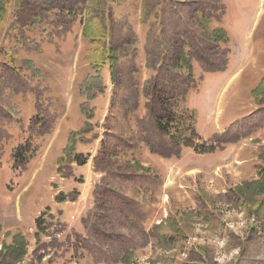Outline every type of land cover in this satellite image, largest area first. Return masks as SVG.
Returning <instances> with one entry per match:
<instances>
[{"label": "rangeland", "instance_id": "1", "mask_svg": "<svg viewBox=\"0 0 264 264\" xmlns=\"http://www.w3.org/2000/svg\"><path fill=\"white\" fill-rule=\"evenodd\" d=\"M142 1L0 0V74L19 71L35 83L24 88L35 96L17 129L0 130V250L16 236L26 241L21 261L5 255L0 264H264V93L257 89L264 76V13L250 43L245 33L223 35L228 42L203 67L208 80L181 50L158 77L142 81L139 68L131 73L132 54L142 51L148 69L160 60L154 21L162 0H145L144 7ZM208 1L198 6L208 3L210 15L196 12L204 31L220 17L219 4ZM141 8L151 21L143 46L134 33ZM90 15L102 20L103 41L118 49L116 83L104 80L108 66L100 85L87 79L95 73L94 46L82 35ZM50 41L64 57L62 63L45 59L58 77L82 49L75 107L65 103L63 118L64 104L45 100L52 97L44 93L43 72ZM181 69L185 79L173 71ZM167 106L185 121L179 145L156 126ZM72 131L74 149L64 155ZM200 144L214 150H194ZM18 145L36 155L13 169ZM37 218L43 233L36 238Z\"/></svg>", "mask_w": 264, "mask_h": 264}, {"label": "crops", "instance_id": "2", "mask_svg": "<svg viewBox=\"0 0 264 264\" xmlns=\"http://www.w3.org/2000/svg\"><path fill=\"white\" fill-rule=\"evenodd\" d=\"M217 4H219L220 9L217 10L219 14L218 23H213L211 26V30L221 29L224 31V34L229 33H239V35H243L245 33L244 41L246 43H250L252 36L254 34V28L256 27L257 19L264 13V0H215ZM144 1H142V5L144 7ZM201 2H210L208 0H162L161 2L156 4V26L157 30L155 31L154 37L156 38V44L154 50H156V55L160 57V60L156 62L155 68H147L148 60H146L145 54L140 51L137 53V56L132 54V58L135 63V68L131 69V73H136V70L140 69V74L144 75L142 81H146L149 77L155 78L158 77V69L159 67L168 65L171 66V58L177 54L179 51L186 52L188 55V66H197L200 71V78L204 81L208 80L209 76L206 70H204V66L207 64H211L213 62L214 57L212 53L214 50L222 51V44L228 42L227 38H223L216 43L210 42L207 36V31L202 30L200 24V18L198 19L197 13L198 11H202L207 16L211 14L209 12L208 3H204L203 8H199L198 4ZM187 5L186 10H181L179 6L185 7ZM234 11L239 12L234 14ZM153 13V12H152ZM135 22L134 33L135 40H138L142 46L147 40V36H151V33L148 35L145 30H150L149 17L146 12H143L141 8L140 11L135 13L134 15ZM230 18V19H228ZM197 19V20H196ZM231 19H233L231 21ZM239 19V21H237ZM247 21L245 22V20ZM231 21V22H230ZM139 24L137 25L136 23ZM246 23V24H245ZM147 24V25H146ZM209 25V24H208ZM232 37V36H230ZM242 37V36H241ZM240 38L237 39V43L241 44L239 41ZM84 40V38H83ZM239 48H242L238 45ZM141 47V46H140ZM146 51L147 54H150L148 50L141 47ZM244 48H248V46H244ZM82 49L74 51L75 55L70 59V68L68 74L63 73L62 77L56 76L57 71L50 69L47 67V60L51 64L54 61L58 63H62L61 48L58 44L50 41L48 42L45 52H44V63H43V72L46 73V80L49 84V91H46L44 88V93L52 94V97L46 96L45 100L50 102L51 98L58 99L60 104H64V110L62 118L67 114V108H65V103H68L74 108L72 97L76 90L74 89L76 83V68H80L82 64H80L78 56H81ZM195 51L203 58V61L198 59L195 56ZM194 53V54H193ZM73 54V52H72ZM138 58V59H137ZM168 60L170 62L168 63ZM139 64V65H138ZM105 65L104 67H106ZM183 67V66H182ZM167 69H170L167 67ZM152 70V71H150ZM175 75L180 79H185L186 75L183 69L181 70H173ZM206 73L205 78L203 75ZM212 72V70H211ZM104 80L107 82L110 80V75L107 71L103 70ZM132 76V74H131ZM48 77V78H47ZM4 80L6 83H4ZM29 79L25 78L22 75V72L19 71H4L3 74H0V130L3 135L6 134L5 130L15 131L17 129L16 120L19 118V115L24 114L27 111V103L29 98L35 96V90L31 89L25 90L24 88H29L33 83L32 81H28ZM193 81V80H192ZM4 84V85H2ZM24 86V87H23ZM182 95H191L196 98L195 93H182ZM11 96L16 100L14 104L10 102ZM9 102V104H8ZM50 111V109H49ZM15 113V114H13ZM50 113V112H49ZM24 116V115H22ZM15 117V118H13Z\"/></svg>", "mask_w": 264, "mask_h": 264}, {"label": "trees", "instance_id": "3", "mask_svg": "<svg viewBox=\"0 0 264 264\" xmlns=\"http://www.w3.org/2000/svg\"><path fill=\"white\" fill-rule=\"evenodd\" d=\"M105 27L103 25L102 20L98 16L90 15L86 18V22L84 24L82 35L84 38L89 40V43L94 46L93 49L90 50L89 58L95 60L93 64L94 75L88 76V81H96V85H100L101 82V68L105 65L108 66V72L110 75V81L112 83H116L118 81V63L119 59L117 57L118 49L111 45V43H105L103 41V31ZM224 35V31L221 29H214L212 31H207L208 39L212 43H216L222 39ZM175 66V65H174ZM175 69V68H174ZM258 90H262L264 93V76L260 84L257 86ZM156 126L158 130L166 135L172 143L175 145L180 144V127L185 125V121L183 120V115H176L174 113V109L172 106H167L164 108V113L156 116L155 118ZM87 124V123H85ZM189 125H187V129ZM172 130L178 132L177 137L172 133ZM76 132H71L69 134L67 144L63 149L64 155H72L74 144H75V136ZM28 142V141H27ZM192 146V144H189ZM22 146L18 145L16 149L12 153V163L13 169L17 168L21 165V163H27L28 159L32 155H36V152L30 156H27V152L25 149H22ZM204 144L194 145V150L198 152H207L213 151L214 147H208V149H203ZM202 148V149H200ZM35 150V149H34ZM77 156H74V160H77ZM39 218L35 220L36 224V238L40 233H43V227L39 222ZM26 251V241L21 236H16L13 239V242L9 245H2L0 250V259L5 255L12 256L15 260L21 261V258L25 255Z\"/></svg>", "mask_w": 264, "mask_h": 264}]
</instances>
